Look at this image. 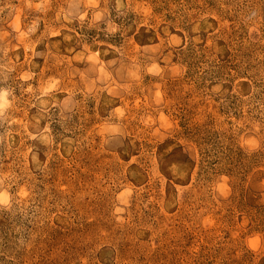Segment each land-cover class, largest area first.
Returning a JSON list of instances; mask_svg holds the SVG:
<instances>
[{
    "label": "rangeland",
    "instance_id": "rangeland-1",
    "mask_svg": "<svg viewBox=\"0 0 264 264\" xmlns=\"http://www.w3.org/2000/svg\"><path fill=\"white\" fill-rule=\"evenodd\" d=\"M0 264H264V0H0Z\"/></svg>",
    "mask_w": 264,
    "mask_h": 264
}]
</instances>
